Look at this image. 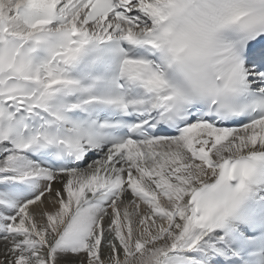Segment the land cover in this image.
Segmentation results:
<instances>
[{
	"label": "snow or ice",
	"instance_id": "snow-or-ice-1",
	"mask_svg": "<svg viewBox=\"0 0 264 264\" xmlns=\"http://www.w3.org/2000/svg\"><path fill=\"white\" fill-rule=\"evenodd\" d=\"M0 264H264V0H0Z\"/></svg>",
	"mask_w": 264,
	"mask_h": 264
}]
</instances>
